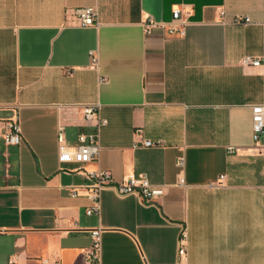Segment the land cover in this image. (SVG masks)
Instances as JSON below:
<instances>
[{
    "label": "crops",
    "instance_id": "obj_1",
    "mask_svg": "<svg viewBox=\"0 0 264 264\" xmlns=\"http://www.w3.org/2000/svg\"><path fill=\"white\" fill-rule=\"evenodd\" d=\"M85 6L96 24L77 23ZM175 7L190 11L184 24ZM263 102L264 0H0V264H264V147L252 128ZM91 103L107 120L99 158L60 162V130L70 145L97 132ZM12 118L22 139L10 145ZM98 169L115 181L145 173L166 192L148 204L108 185L88 214L84 172Z\"/></svg>",
    "mask_w": 264,
    "mask_h": 264
},
{
    "label": "built area",
    "instance_id": "obj_2",
    "mask_svg": "<svg viewBox=\"0 0 264 264\" xmlns=\"http://www.w3.org/2000/svg\"><path fill=\"white\" fill-rule=\"evenodd\" d=\"M77 16V23L80 26H89L97 23L98 11L95 6H85L76 8L74 10ZM189 10L183 11L179 7H175L173 10V17L175 20H180V23L186 22V17L189 14ZM222 14L224 12L222 11ZM251 19L246 15H236L233 18L234 23L250 22ZM158 25L153 19L146 20L144 22L145 32L150 33L154 26ZM169 31H177L174 25L169 27ZM180 33L185 34L184 26L181 27ZM92 58V64H98V54L96 51H90ZM243 65H260L262 59L254 57L252 55H246L241 59ZM104 79V78H103ZM82 110L84 116L87 119H95L97 122V132L93 134L80 133L78 137V143L70 145L65 142L62 131L59 132V151L58 158L60 162H77L84 163L99 158L100 144H99V128L101 125L106 124L107 120L99 114V104H83ZM8 131L4 134V142L6 144H19L22 139V130L18 118H12L7 123ZM252 128L255 144L260 147H264V102L252 105ZM142 144L144 146L163 145L161 139L152 140L145 139ZM179 164H183V158L179 159ZM87 178L91 180V183L82 185L83 188H87L89 196L92 201L90 207L86 212L91 214L93 212H99V197L100 190L108 185H111L115 190L122 195L125 194H137L142 201L148 204H158L159 200L164 196L166 187L164 185L155 184L150 181L149 177L145 173L131 174L124 178L122 181H115L112 178L110 170L98 169L95 171L84 172ZM225 179V174L220 175V181L216 182L217 185H221ZM77 195V189L72 193ZM100 228L91 229L93 237V249L90 250L91 256L97 258V250L100 240ZM187 230L183 229L180 236L179 255L186 254ZM42 264H60L59 261L54 260L51 262L43 261Z\"/></svg>",
    "mask_w": 264,
    "mask_h": 264
}]
</instances>
